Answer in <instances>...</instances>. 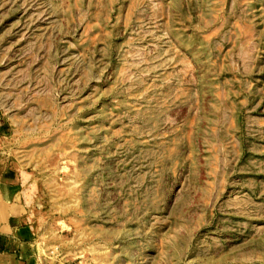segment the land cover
<instances>
[{
	"label": "rangeland",
	"instance_id": "obj_1",
	"mask_svg": "<svg viewBox=\"0 0 264 264\" xmlns=\"http://www.w3.org/2000/svg\"><path fill=\"white\" fill-rule=\"evenodd\" d=\"M0 115L30 264H264V0H0Z\"/></svg>",
	"mask_w": 264,
	"mask_h": 264
},
{
	"label": "crops",
	"instance_id": "obj_2",
	"mask_svg": "<svg viewBox=\"0 0 264 264\" xmlns=\"http://www.w3.org/2000/svg\"><path fill=\"white\" fill-rule=\"evenodd\" d=\"M4 122L0 115V154L4 139ZM16 175L0 156V264H30L25 247L30 244L32 228Z\"/></svg>",
	"mask_w": 264,
	"mask_h": 264
}]
</instances>
